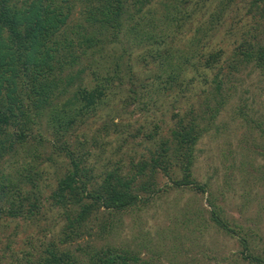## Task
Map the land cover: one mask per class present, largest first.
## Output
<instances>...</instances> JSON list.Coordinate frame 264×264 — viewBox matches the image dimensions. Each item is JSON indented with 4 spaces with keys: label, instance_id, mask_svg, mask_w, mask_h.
Instances as JSON below:
<instances>
[{
    "label": "trees",
    "instance_id": "16d2710c",
    "mask_svg": "<svg viewBox=\"0 0 264 264\" xmlns=\"http://www.w3.org/2000/svg\"><path fill=\"white\" fill-rule=\"evenodd\" d=\"M156 1L86 0L85 23L70 26L77 0H0V220L9 217L35 221L43 207L38 178L43 172L40 165L32 158L21 162V158L15 157L22 151H33L31 154H34L37 145L46 147V143L65 154L64 163L58 166L63 169L56 176L57 185L49 196L55 205L64 209L67 219L64 237L60 239V245L50 242L36 258L32 251L24 252L22 258L14 259L18 264H24V261L25 264H151L129 246L107 245L86 258V248H78L80 254L77 255L64 244L83 237L87 222L93 217L98 218V214L108 213L105 226L110 232L114 228L113 218L152 204L155 196L165 190L159 184L160 174L172 180V187H186L202 193L209 191L208 184L195 179L194 165L198 144L209 130V125L204 124L203 113L210 111L209 121L214 123L229 101V96L222 92L221 82L214 81L218 90L217 107L205 103V110L197 111L203 105L199 101L183 114L177 113L169 137L161 136L158 124L145 132L148 141H153L157 148L149 146L148 159L133 160L129 170H123L125 162L120 160L115 168L95 176L93 168L86 164V153H80L85 143L79 142L78 151L71 147L74 128L90 121L103 108L112 107L110 101L120 92L124 93L126 87L130 86L133 100L140 98L132 86L135 83L132 74L130 80L125 79L119 61L115 62L118 68L112 74L99 77L95 74L94 83L83 76L84 63L98 64L92 59L94 53L118 40L122 32L129 39L137 40L138 45L146 46L151 57L149 63L158 61L162 74H167L163 78L161 72L156 73V79L160 80L158 84L156 79L148 84L149 87L155 84V89L151 90L157 93L162 89L169 92L178 89L181 97L190 99L189 93H199L196 88L201 69H212L221 62L225 53L222 46L198 55L199 63L193 61L197 55L191 47L188 53L186 49L174 46L179 34L177 29L185 25V18L192 16L196 9L181 17L177 12L181 9L177 0H159L163 12L156 8ZM233 1L229 0L230 3ZM253 4L264 18V0H253ZM200 5V2L194 4L195 8ZM224 9L229 10L226 4L222 11ZM224 12L209 21L210 26L202 36L212 34L222 22ZM201 38H195L193 46L197 44L196 39ZM249 63L264 70V42L251 34V30H246L240 39L237 38L228 67L238 70L240 65ZM190 65L195 70L193 74ZM128 70H131L130 63ZM202 78L207 82L205 77ZM199 89L207 98L212 97L207 89ZM145 97V94L141 95L145 101L144 109L149 111L150 97H153L149 88L148 102ZM111 107L109 116L114 115ZM247 109V105L239 108L240 115L244 116ZM115 110L121 116L125 106ZM244 118L254 123L255 129L264 130V114L255 112ZM120 124L122 133L129 132L132 138L140 137L142 127H135L130 121ZM44 128H53L54 139L44 136ZM53 153L47 159L53 160ZM34 155V159L39 158L38 154ZM209 205V217L218 229L230 236L241 235L239 225H231L222 206L211 198ZM241 243L243 259L250 264H264V254L253 252L255 248L246 238H241Z\"/></svg>",
    "mask_w": 264,
    "mask_h": 264
},
{
    "label": "rangeland",
    "instance_id": "374dc122",
    "mask_svg": "<svg viewBox=\"0 0 264 264\" xmlns=\"http://www.w3.org/2000/svg\"><path fill=\"white\" fill-rule=\"evenodd\" d=\"M196 1L200 2L201 7L195 8ZM177 2L181 8L177 12L181 17L194 9L196 11L185 18V25L180 30L173 26L179 31L174 46L187 52H191V47L197 56L221 46L225 50L221 62L214 68L206 71L201 69L202 75L198 77L196 88L199 95L193 91L188 94L190 99H186L181 97L178 89L175 92L162 89L158 93L151 90L155 89V84L150 87L148 84L154 83L156 73L162 74L158 61L149 63L151 57L147 47L138 45L137 40L129 39L122 32L118 40L94 53L92 59L98 64L91 65L90 61L88 65L84 63L86 69L83 76L94 83L95 74L98 77L112 74L118 68L115 62L119 61L124 78H134L132 86L140 98L133 100L130 86L126 87L124 93L120 92L110 101L111 105L113 103L110 106L113 116L108 115L110 107H105L90 121L88 119L74 128L75 133L70 138L73 143L71 147L78 151L81 147L79 142L85 143L80 153H86V164L93 168L92 174L95 176L106 169L115 168L120 160L125 162L123 170H129L133 160L148 159L149 146L157 148L153 141H148L145 132L158 124L161 136L169 137L173 117L177 113L183 114L199 101L203 105L197 111H204L205 103L209 107H217L216 83L221 82L222 92L229 96V101L213 120L214 123L209 121L210 111L203 113L204 124L209 125V130L198 144L194 165L195 179L208 184L209 191L202 193L191 188L172 187V180L160 174L159 184L165 190L155 196L152 204L113 218L114 228L110 232L105 226L108 224V213L98 214V218L93 217L87 222L83 237L64 244L77 255L80 254L78 248H86L87 258L94 250L117 245L129 246L151 264H250L243 259L241 238H246L255 248L253 252L264 254V130L255 129L254 123L244 118L255 112L264 114V70L257 68L254 63L240 65L238 70L228 67L237 46V38L240 39L246 30H251V34L264 42V18L256 11L253 0H234L232 3L229 0ZM85 4L86 0H77L70 26L78 22L85 23ZM154 4L163 12L159 0ZM225 4L229 8L227 12L225 9L222 11ZM223 12V20L212 30V34L202 36L210 26L209 21ZM201 27L203 30H200ZM199 36L201 40L196 39L197 44L193 46L192 41ZM197 56L193 61L199 63ZM129 63L131 70H128ZM189 70L191 74L195 71L191 65ZM162 75L163 78L167 76ZM159 81L156 79V84ZM148 88L153 93L149 111L148 108L144 109L145 101L141 99V95L145 94L148 102ZM199 88L207 89L212 97L209 95L207 98L204 92L200 93ZM243 105L248 108L244 116L239 111ZM121 106H125V110L118 116L115 109ZM121 121H130L135 127H142L140 137L132 138L129 132L122 133ZM43 132L47 139H54L53 128H44ZM33 150L39 158L34 159L35 153L31 154L33 151H22L15 158H21V162L32 158L40 165L38 167L43 172L38 178L42 187L40 201L43 207L35 221L9 217L0 220V264H18L14 259L22 258L26 251H32L36 258L50 242L60 245V239L64 237L63 229L67 224L64 209L55 205L49 196L57 185L56 176L63 169L58 166L64 163L65 154L55 151L50 143H46V147L37 145L36 151L35 148ZM50 153L55 157L53 160L47 159ZM210 198L224 208L232 226L239 225L241 235L230 236L211 221ZM88 246L91 248L87 249Z\"/></svg>",
    "mask_w": 264,
    "mask_h": 264
}]
</instances>
